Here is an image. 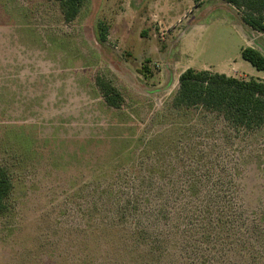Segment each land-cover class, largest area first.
Returning <instances> with one entry per match:
<instances>
[{
  "label": "rangeland",
  "instance_id": "374dc122",
  "mask_svg": "<svg viewBox=\"0 0 264 264\" xmlns=\"http://www.w3.org/2000/svg\"><path fill=\"white\" fill-rule=\"evenodd\" d=\"M240 17L222 0H85L65 21L57 0H0V165L13 183L0 264H264V128L172 105L186 68L264 80L240 55L264 54V34ZM209 171L233 179L226 214L203 184L186 188ZM143 180L173 191L143 193Z\"/></svg>",
  "mask_w": 264,
  "mask_h": 264
},
{
  "label": "trees",
  "instance_id": "16d2710c",
  "mask_svg": "<svg viewBox=\"0 0 264 264\" xmlns=\"http://www.w3.org/2000/svg\"><path fill=\"white\" fill-rule=\"evenodd\" d=\"M202 1L193 0L195 6H200ZM222 1L237 10L240 13L241 20L246 25L264 34V0ZM57 2L63 19L70 21L79 14L85 0H57ZM105 38L106 28L102 26L100 39L104 40ZM240 55L257 70L264 72V54L260 49L250 45L242 46ZM95 83L108 106L118 108L121 105L123 96L111 81L101 75H97ZM172 105L186 108L201 107L208 112L218 114L236 130L264 128V80L254 77H236L208 69L186 68L178 76V87L172 96ZM205 177L207 179L204 181L201 179H190L185 184L186 188L189 191L191 188L200 189L199 185L203 184L204 188H208V192L216 193L214 198L219 203L217 209L218 211L220 210L218 212L219 215L227 210L234 209L235 194L230 189L234 182L228 173L222 178V175L209 171ZM161 184L155 185L152 181L146 182L143 180L140 187L144 190L143 193H147L149 188L165 195L173 191L172 184H166V187ZM153 185L154 187L152 188ZM12 188L13 183L8 168L0 165V215L4 214L8 209L7 201ZM226 190L231 191V193L229 194ZM132 194L133 200L129 198V203L140 204V194H136L134 191H132ZM165 200L168 201L169 199ZM116 206L124 214V210L127 207L123 206L119 201ZM132 206L135 207V205ZM161 206H164V204L160 203L158 209ZM113 220L118 222L116 216ZM227 222L222 221L219 217L216 223L220 225L227 224Z\"/></svg>",
  "mask_w": 264,
  "mask_h": 264
},
{
  "label": "crops",
  "instance_id": "0c3cea01",
  "mask_svg": "<svg viewBox=\"0 0 264 264\" xmlns=\"http://www.w3.org/2000/svg\"><path fill=\"white\" fill-rule=\"evenodd\" d=\"M204 2V0L202 1V3ZM230 6V5H229ZM233 8V7H232ZM237 11V10H236ZM241 20V19H240ZM241 22V21H240Z\"/></svg>",
  "mask_w": 264,
  "mask_h": 264
}]
</instances>
